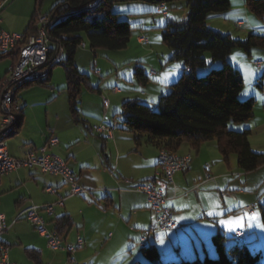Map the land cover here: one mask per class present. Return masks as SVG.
<instances>
[{"label": "crops", "instance_id": "obj_1", "mask_svg": "<svg viewBox=\"0 0 264 264\" xmlns=\"http://www.w3.org/2000/svg\"><path fill=\"white\" fill-rule=\"evenodd\" d=\"M166 7L167 5H164L165 10ZM115 8L114 5L113 11ZM141 10V13L139 11H135V13L145 14L144 12L151 10L158 13L156 6H142ZM35 11V0H8L0 11V31L22 35L27 30ZM129 14H132V11ZM43 15L46 13L40 9L38 17ZM183 15L187 16V12L181 16ZM163 18L174 19L175 15L169 16L167 13V16ZM216 18L217 16H211L208 20ZM208 20L206 21L207 26H209ZM238 22H241L240 28H242L243 22L236 21V23ZM147 23V20H144L139 26L146 27ZM260 27L262 26L251 25L245 31L244 36L260 32ZM139 36L144 35L138 34L137 37ZM168 56L170 57V52ZM3 59H7L8 63H0V78H4L14 63L12 54L0 60ZM156 59L161 69L156 70L154 69L155 65H151L152 69L149 72L144 70L148 80L143 85L138 83L140 89L136 88V90L133 87L131 76L125 78L126 76L123 75L120 78L127 79L126 94L123 95V92L119 90L111 98L107 97L106 124L117 122L114 114L120 111L124 101L139 100L155 106L160 97L167 94V88L172 85L170 80L179 75L177 70H181V67L177 66L173 72H168L166 65L161 63L159 55L156 56ZM227 60L233 64L232 53ZM236 66L238 65L236 64ZM120 69L121 67H118L116 72L119 73ZM117 80L119 79L116 78L115 81ZM150 82L152 87L148 91ZM34 85L47 90L40 97L43 99L42 104L40 103L43 106V111H40V115L36 114L32 108L28 111L24 97L21 99L22 104L19 105L16 102L21 108L20 124L7 137L10 140H5L8 152L14 158H22L26 151L45 146L51 136H55L58 143L48 147L47 152L66 162L76 175L78 184L86 190V193L81 196H69L68 187L62 184L60 177L41 174L36 168H23L0 176V215L4 216L7 224V230L0 236V243L9 247L10 262L14 264L95 263L94 254L106 255H102L101 251L108 245L116 244L121 247L112 253L110 261H116L119 258L125 259L126 262L124 261L122 264H132L133 258L137 264H146L142 247L148 245H154L160 252V257L163 250L169 247L174 250V245H176L178 251L174 254L169 253L168 256L189 260L188 253L185 254L187 257L180 254V238L183 234L185 237H190L195 256L199 258L196 249L198 244H201L204 254L213 252L210 237L215 232L225 233L233 230V233L238 231L243 233L237 227L228 229L223 226L224 219L230 213L240 212L242 208L251 204H254L255 207L256 204L262 205L263 196L256 197L255 200L252 198L237 202L234 200V203L226 205L223 202L227 197L224 192L238 188V193L243 195L242 193L245 191H242V188H245L249 183L250 174L244 176V186L242 184L243 187H238L236 181L230 177L236 171L234 168H230L229 159L226 162L222 160L216 143L202 144L197 152H193L183 145L177 153L192 156L189 169L174 174L173 184H167L163 179L156 181L157 186L163 190L166 206L172 211L174 220L183 227L167 232L158 231L159 234H156V230L153 229L156 223L155 216L148 210L145 196L132 191L131 188L140 182L156 177L158 150L146 144L136 147L132 135L122 129L119 124L110 138H105L94 132L93 128L102 123V93L99 88L96 93L101 97L95 96L94 98L96 110L85 113L83 109L79 108L83 123H75L69 113L65 78H53V69H51L48 82L44 85ZM112 88L118 87L113 85ZM55 90L64 91L65 100L60 98V93L56 95ZM137 92H140V95H137ZM262 93L264 95V91ZM262 107L264 110V102ZM90 112H93V117L87 115ZM29 114H32L31 119ZM251 121L249 120L244 126L250 131ZM206 163H209L208 170L205 169ZM46 188H56L57 193L48 194L45 192ZM215 192H219L223 204L212 203L211 199L215 196ZM60 201L61 204L58 203ZM45 204L53 205L52 216L41 213L47 228L55 231L57 220L62 216H68L71 226L64 231L61 237L69 243L75 242L77 237H81L84 240L82 249L72 255L61 251H50L46 247V240L38 236L30 224L21 221L24 220L21 213L31 205L43 206ZM247 215L251 222L245 220L244 225L251 227L253 225L251 217L256 214ZM18 216L19 218H17ZM252 227L257 229L256 222ZM184 229L186 231L181 232ZM233 233H230V237ZM243 241H246L245 233H243ZM100 243H102V247H98ZM206 247L207 250H205ZM97 263L100 264V262Z\"/></svg>", "mask_w": 264, "mask_h": 264}, {"label": "trees", "instance_id": "obj_2", "mask_svg": "<svg viewBox=\"0 0 264 264\" xmlns=\"http://www.w3.org/2000/svg\"><path fill=\"white\" fill-rule=\"evenodd\" d=\"M44 1L35 0L36 11L27 30L21 35L19 46L25 43L28 36L36 33L37 18ZM124 1L128 0H54L46 13L50 18L46 30L50 51L55 52L58 48L63 50L62 58L56 65L64 71L69 113L75 123H83L79 111L82 86L86 85L90 91H98L89 85L87 76L78 71L74 62L77 49L81 44L90 51H121L127 47L132 28L112 11L115 3ZM141 1L157 7L175 0ZM185 1L186 19H167L161 28V41L171 51L168 61L182 64L180 76L170 86L169 93L161 96L155 106L139 100L124 101L114 118L118 116L122 119L121 127L132 135L136 147L146 144L158 150V153L165 150L178 154L183 145L197 152L202 144L214 142L223 161L235 155L237 168L241 172H253L264 166V153H255L251 149L250 130L244 127L253 118L255 100L238 99L243 89V80L227 58L234 49L241 50L247 56L256 49L264 51V35L250 33L244 39H234L207 26L206 21L211 14H221L230 9V0ZM243 2L246 9L262 20L264 0ZM19 49L17 47L13 52L1 55L0 59L12 54L14 62L17 61ZM213 63H219V68L210 69L204 76H196L197 69L211 67ZM50 73L43 80L23 85L15 93L34 84L44 85L49 81ZM133 74L141 85L148 80L142 67L135 66ZM256 87L264 91L262 81L257 82ZM20 112L21 108L16 113L14 130L20 124ZM231 122L240 125V129L230 128ZM159 179L155 177L148 181L156 182ZM259 215L264 226V204L259 206ZM70 226V218L62 216L55 224V231L62 236ZM233 234L230 238L234 242L228 245L226 241L229 238L222 232L217 231L211 236L214 258L205 256L203 259L163 263L154 245L143 246L142 252L146 264H260V255L250 253L244 244L243 235L241 241H236Z\"/></svg>", "mask_w": 264, "mask_h": 264}, {"label": "rangeland", "instance_id": "obj_3", "mask_svg": "<svg viewBox=\"0 0 264 264\" xmlns=\"http://www.w3.org/2000/svg\"><path fill=\"white\" fill-rule=\"evenodd\" d=\"M243 1L244 0H230V9L227 12L221 14H211L210 17L217 16V18L209 19L208 27L222 34L230 35L234 39H244L245 38L244 34L246 33L245 31H247V29L250 28L251 25H258V26H262L259 28L261 31L255 34L264 35V17L261 20L258 16L251 13L248 9H246ZM53 2L54 0H45L42 3L41 11L48 13L53 5ZM114 5L116 6V8L114 9V11L113 10L112 11L113 12L116 11L117 13H119L118 18L122 21L128 22L130 24V27L132 28L127 47L121 51H108L105 49H96L95 51H90L87 47L85 49H81L79 47L75 54L74 62L78 71L87 76V78L89 79V85L91 87H93L94 89L99 88V91L102 93V97H101V95H98L96 91H90L89 88L86 87V85L82 86L79 108L83 109V112L85 113H88L90 110L91 111L96 110L95 107L96 104L94 102L95 96H100L102 98V105H103V99L108 100L107 97L111 98V96L115 95L114 92L112 91L113 85H116V87H118V89L123 92V95H125L126 94L125 89L127 87L126 85L128 82L127 79L124 80L120 79L123 77V75L126 76L125 78H128L127 76H131L133 78L132 81V83L134 84L133 87L135 89L136 88L140 89L138 82L133 74L134 68L135 66H139L142 67L147 72H149L150 69H152L151 65H155L154 69L156 70L161 69V66H159L158 61L156 59L157 55H159L161 59L160 60L161 63L163 65H166L167 67L166 70L168 72H173L175 69H177V66L181 67V70H177L179 71V75L176 76L174 79L170 80L171 81L170 84L176 82L182 71V64L180 62L168 61L169 60L168 53L170 52L171 54V51L161 41V28L167 23L168 18L161 17V15L159 13H156V11L154 10H151L149 12H144L145 14L135 13V11H139L141 13L142 6L155 7V5L141 0H128L124 2H117ZM166 5H167L166 11L167 13H169V16L175 15L174 20L181 21L186 19V15L185 17L184 15L181 16L183 13L187 12V9L185 7L186 5L185 0H175L170 3H167ZM131 11L132 14H129ZM144 20H147L148 22L146 27L144 26L140 27L139 25ZM236 21H242L243 27L240 28L241 26H238ZM137 33L144 35L148 39V43L143 45L139 44L136 38L138 35ZM205 56L209 57L208 54H205ZM232 59L234 61L232 65L239 71L243 80V89L239 94L238 99L240 101H244L249 98H253L255 100L253 107L254 119H251L253 121L250 120L252 122L250 136H249L250 147L255 153H264V110L262 107L264 102V95L256 87L257 82L262 81L264 83V51L256 49L255 51L251 52L250 56H247L241 50L234 49L232 51ZM254 61L260 62L262 66L260 68L254 66L253 64ZM2 62L8 63V60L7 59L0 60V63ZM236 64L238 66H236ZM219 66H220L219 63H213L211 67L197 69L196 76L198 77L204 76L208 73L210 69L219 68ZM118 67H121L119 73L118 71L116 72ZM52 69H53V78H65L64 71L61 66L55 65ZM116 78L119 80L115 81ZM5 79H6V75L4 76V78H0V86L5 82ZM151 87H152V83L150 82L147 90L150 91ZM15 88L16 87H12V90H15ZM169 91H170V87L167 88V93H169ZM45 92H47L46 89H41V87H38L37 85H32L28 88H23L18 91V94L15 99L16 100L15 103L17 102L19 105L22 104L21 99L22 97H24V100L26 101V105H27L26 108L28 107V111L32 108V110L36 114L40 115V111H43V106H41L42 104L41 102L43 101V99L41 98L42 99L41 100L40 97L43 96ZM55 93L56 95L60 93L61 94L60 98L65 100L66 94L64 91L59 92L55 90ZM137 95H140V92H137ZM104 113L106 115V112L102 107L101 119L103 118ZM87 115H89V117H93V112H90ZM29 117L31 119L32 114H29ZM116 120L118 124L122 126V119L117 116ZM229 127L236 130L240 129L239 128L240 125H234L232 122L229 123ZM5 140L9 141L10 139L7 138ZM5 140L4 143L6 144ZM184 155H190V154H184ZM229 160H230V168H234V170L236 171L235 173L230 175V177L232 178V180L236 181L237 186L238 187L244 186L243 181H244V176H246V174H250L249 183L247 184V186H245V188H242V191H245V193L244 192L242 193L243 195L238 193V188L224 192L227 195L226 200L224 201L220 198L219 192H215V196L212 197L211 199L212 203L223 204V202H225L226 205H230L231 203H234V200H236V202L247 199L249 200V198L255 200L256 197L263 196L262 204H264V166L259 167L253 172L243 173L237 168L235 155H231L229 157ZM208 164L209 163H206V166ZM249 206H254V204H251ZM254 208L255 210L253 213H255L256 215L251 218H253L254 221V222L252 221L253 225L256 222L257 229H253L252 227L253 225L251 227L244 225L245 220L251 222V219L248 217L249 215L243 213L242 210H240V212L230 213L224 219L222 224L224 227L228 229L230 228L233 229L237 227V229L243 231V233H245V239H246V242H244V244L247 246L251 254H256V253L259 254L260 255L259 262L260 264H264V226L260 221L259 206L256 204V207L254 206ZM21 221L26 222L25 220H21ZM185 231L186 230L184 229L181 232H185ZM155 233L159 234L158 230H156ZM230 233H233V230L223 233V235L226 238H229L226 241V245H228V242L232 241V239L230 238ZM238 233L239 236L243 235V233L240 231H238ZM180 239H181L180 254H182V256L184 257H187L185 256V254L188 253V255H190V258H188L189 260L196 259L194 247L189 240L190 237L187 236L185 237V234H183ZM210 244H211V237H210ZM195 246L197 245L195 244ZM98 247H102V243H100ZM120 247L121 246L119 244H116L114 246L108 245L101 251L102 255L103 254L106 255L101 256L100 255L101 253L94 254L93 257H95L94 259L95 263H86V264H96V262H100V264H122L124 263V261L126 262L125 259L119 258L116 261H110L112 257V253L118 251L116 249H120ZM196 249L198 250L199 259H203V257L205 256L209 258L215 257L214 250L211 253L208 252V254H204L202 251L201 244H198ZM205 250H207V247L205 248ZM177 251L178 249L176 245H174V250H172L171 247L163 250V254H161V260L167 263H171V262L179 263L181 261L180 258H170L168 256L169 253L174 254ZM166 256L167 258H165ZM131 261L133 262L132 264H137L135 263L136 261L134 260V258Z\"/></svg>", "mask_w": 264, "mask_h": 264}, {"label": "built area", "instance_id": "obj_4", "mask_svg": "<svg viewBox=\"0 0 264 264\" xmlns=\"http://www.w3.org/2000/svg\"><path fill=\"white\" fill-rule=\"evenodd\" d=\"M7 1L8 0L0 1V11ZM157 12L163 17L167 16L164 4L157 5ZM38 19L43 20L41 34H38L36 41H29L28 36L25 43L21 46H19L22 41L21 35L0 31V56L13 52L15 47H22L21 61H16L10 66L15 67V75L6 74V93L4 94L3 102V106L6 110L8 95L11 93V87H14L16 83L17 76L27 75L29 73H43L45 66H51L53 57H60V60L62 58V48H58L55 52L50 51V41L46 31V24H50L49 16H39ZM237 25L241 26L242 24L237 23ZM137 42L141 45L147 44V39L144 36H139L137 37ZM79 47L81 49L86 48L84 44H81ZM253 64L258 68L261 66L260 62H254ZM112 91L118 93L119 89L112 88ZM107 108L108 100L103 99V109L105 112ZM17 109L19 110L20 106L17 105ZM106 120L107 117L104 113L101 125L95 126L93 130L96 134L104 136L105 138H110L113 131L117 129V123L113 122L106 124ZM10 121L11 119L8 117L7 111V121H3V131L8 128ZM57 143V138L51 136L45 146L39 149H30L26 151L22 158L10 156L7 146H0V170L2 171V175H7L23 168H36L41 174L60 177L62 184L68 187L69 196L83 195L86 193V190L78 184L76 175L67 166L66 162L47 152L48 147L54 146ZM191 161L192 158L187 155L171 154L165 150H161L159 151L157 159L156 177L163 179L167 184H173L174 174L187 171ZM205 169L208 170L209 166L207 165ZM131 190L145 196L148 210L155 216L156 223L153 228L154 230L167 232L178 230L183 227L174 220L172 211L166 206V198L163 190L157 186L156 182H140L132 187ZM45 192L53 195L57 193V189L46 188ZM58 203L61 204V201ZM254 209V206H246L242 208V211L246 214H253ZM41 213L52 216L53 205H31L24 210L21 215L24 217V220L33 227L37 235L46 240V247L48 250L66 252L68 255H72L82 249L84 240L81 237H77L75 242L72 243L64 241L56 231H51L47 228ZM19 216L17 218H19ZM6 230L7 224L5 218L0 215V236ZM238 234V232L233 234L235 240L242 238V235L239 236ZM8 253L9 247L0 243V264H14L9 261Z\"/></svg>", "mask_w": 264, "mask_h": 264}, {"label": "bare ground", "instance_id": "obj_5", "mask_svg": "<svg viewBox=\"0 0 264 264\" xmlns=\"http://www.w3.org/2000/svg\"><path fill=\"white\" fill-rule=\"evenodd\" d=\"M49 24H46V30ZM36 33L34 35L29 36V41H36V37L38 34H41V31L43 29V20L38 19L36 23ZM17 47L14 48V50ZM21 54H22V47L19 49V56L17 61H21ZM60 62V57H53V60H51V66H45L43 73H29L27 75H22V76H17L16 78V83L14 84L15 90H12L11 87V93L8 95L7 99V110L3 106L4 102V94L6 93V81L1 84L0 86V146H6L4 143V140L7 138L8 135H10L15 127V124L17 122V116L16 113L19 111L17 109V104L15 103V91L16 89L22 87L23 85L31 82H36L43 80L47 78L49 72L51 69L58 63ZM8 75H15V67H10L8 70ZM7 111H8V117L11 119L8 128L3 131V121H7ZM171 154H176L169 152ZM159 155V153H158ZM190 157V155H187ZM0 176H2V171L0 170ZM254 211V210H253ZM236 241H241L240 239H236Z\"/></svg>", "mask_w": 264, "mask_h": 264}]
</instances>
